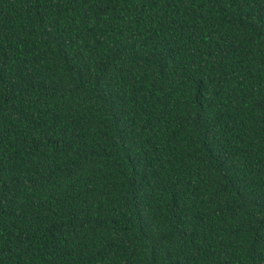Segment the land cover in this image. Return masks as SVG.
<instances>
[{
	"label": "trees",
	"instance_id": "1",
	"mask_svg": "<svg viewBox=\"0 0 264 264\" xmlns=\"http://www.w3.org/2000/svg\"><path fill=\"white\" fill-rule=\"evenodd\" d=\"M0 264H264V0H0Z\"/></svg>",
	"mask_w": 264,
	"mask_h": 264
}]
</instances>
